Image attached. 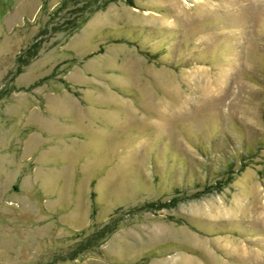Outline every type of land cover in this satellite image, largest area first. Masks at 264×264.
I'll list each match as a JSON object with an SVG mask.
<instances>
[{
	"label": "rangeland",
	"instance_id": "1",
	"mask_svg": "<svg viewBox=\"0 0 264 264\" xmlns=\"http://www.w3.org/2000/svg\"><path fill=\"white\" fill-rule=\"evenodd\" d=\"M0 264H264V0H0Z\"/></svg>",
	"mask_w": 264,
	"mask_h": 264
},
{
	"label": "trees",
	"instance_id": "2",
	"mask_svg": "<svg viewBox=\"0 0 264 264\" xmlns=\"http://www.w3.org/2000/svg\"><path fill=\"white\" fill-rule=\"evenodd\" d=\"M93 1H97V0H92V2H93Z\"/></svg>",
	"mask_w": 264,
	"mask_h": 264
}]
</instances>
